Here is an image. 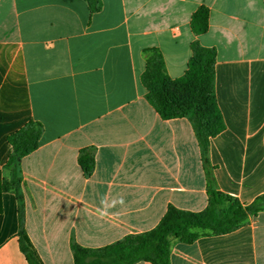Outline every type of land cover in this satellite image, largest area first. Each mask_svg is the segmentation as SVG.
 Returning <instances> with one entry per match:
<instances>
[{
    "label": "crops",
    "instance_id": "crops-1",
    "mask_svg": "<svg viewBox=\"0 0 264 264\" xmlns=\"http://www.w3.org/2000/svg\"><path fill=\"white\" fill-rule=\"evenodd\" d=\"M0 0V264H29L7 138L34 121L40 146L20 164L25 228L43 264H74L72 244L99 249L153 230L168 208L208 206L193 122L164 120L141 84L159 49L181 78L191 44L217 51L216 98L225 130L209 142L217 190L250 205L264 195V0ZM210 11L196 35L193 14ZM93 151L95 169L79 165ZM101 197L123 205L98 211ZM171 264H264V211L238 230L174 241ZM137 264H152L139 262Z\"/></svg>",
    "mask_w": 264,
    "mask_h": 264
},
{
    "label": "trees",
    "instance_id": "trees-1",
    "mask_svg": "<svg viewBox=\"0 0 264 264\" xmlns=\"http://www.w3.org/2000/svg\"><path fill=\"white\" fill-rule=\"evenodd\" d=\"M91 15L103 8L102 0H84ZM210 11L200 7L191 20V29L196 35L209 29ZM192 57L188 69L179 79H171L167 73L162 52L157 48L145 50L148 55L141 84L146 90V99L164 120L190 119L195 128L201 149L202 160L207 171L208 206L201 212H190L170 206L151 231L129 235L123 240L99 249L72 244L74 264H171V246L174 241L193 243L202 235H224L246 225L252 216L264 211V195L250 205L217 190L215 180L209 172V142L225 130L223 116L216 98L217 51L191 44ZM43 126L30 121L11 134L7 141L13 151L6 167L12 169V179L4 184V191L15 193L19 203V232L21 249L29 264H43L31 243L25 228V205L21 191V160L38 150ZM79 165L86 176L95 169V158L90 149L80 153ZM1 177V174H0ZM196 229L210 230L198 233Z\"/></svg>",
    "mask_w": 264,
    "mask_h": 264
},
{
    "label": "clouds",
    "instance_id": "clouds-1",
    "mask_svg": "<svg viewBox=\"0 0 264 264\" xmlns=\"http://www.w3.org/2000/svg\"><path fill=\"white\" fill-rule=\"evenodd\" d=\"M123 198L113 199L109 202L105 197H101L100 208L98 209L102 217L111 215L109 209L115 207L117 204L123 205Z\"/></svg>",
    "mask_w": 264,
    "mask_h": 264
},
{
    "label": "rangeland",
    "instance_id": "rangeland-1",
    "mask_svg": "<svg viewBox=\"0 0 264 264\" xmlns=\"http://www.w3.org/2000/svg\"><path fill=\"white\" fill-rule=\"evenodd\" d=\"M195 231L198 232V233H208V232H210V230H204V229H196Z\"/></svg>",
    "mask_w": 264,
    "mask_h": 264
}]
</instances>
